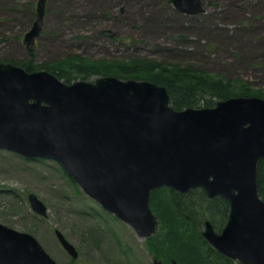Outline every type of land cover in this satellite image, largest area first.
I'll return each mask as SVG.
<instances>
[{
	"label": "water",
	"instance_id": "water-1",
	"mask_svg": "<svg viewBox=\"0 0 264 264\" xmlns=\"http://www.w3.org/2000/svg\"><path fill=\"white\" fill-rule=\"evenodd\" d=\"M187 15L205 11L202 0H171ZM47 0L24 36L36 46ZM0 150L60 164L82 190L142 239L158 232L151 195L202 189L230 207L226 225L211 221L203 237L240 264H264V201L258 164L264 159V98L233 97L213 108L176 110L165 87L105 76L64 83L48 71L28 72L0 62ZM32 209L46 205L29 195ZM56 236L74 259L75 246ZM0 264H58L38 240L0 224ZM153 264H166L154 258ZM170 264H180L172 258Z\"/></svg>",
	"mask_w": 264,
	"mask_h": 264
},
{
	"label": "rangeland",
	"instance_id": "rangeland-1",
	"mask_svg": "<svg viewBox=\"0 0 264 264\" xmlns=\"http://www.w3.org/2000/svg\"><path fill=\"white\" fill-rule=\"evenodd\" d=\"M202 2L203 13L187 15L171 0H47L43 30L32 48L35 61L65 66L85 59L114 66L139 58L194 66L242 84L255 96L263 93L264 0ZM37 3L0 0L1 61L27 57L23 40L36 20ZM30 194L46 205V216L32 209ZM0 224L34 236L58 264H153L155 258L147 239L106 212L60 164L5 150ZM57 231L78 258L63 248Z\"/></svg>",
	"mask_w": 264,
	"mask_h": 264
},
{
	"label": "trees",
	"instance_id": "trees-1",
	"mask_svg": "<svg viewBox=\"0 0 264 264\" xmlns=\"http://www.w3.org/2000/svg\"><path fill=\"white\" fill-rule=\"evenodd\" d=\"M26 50L28 55L25 59L8 62L28 72L48 71L67 84L110 75L122 80L149 81L167 89L171 105L176 110L213 108L218 102L233 97L255 96L242 84L235 85L230 79L216 78L194 66L183 67L139 58L114 66L85 59H72V62L64 63L65 66H53L48 62L35 61L34 49ZM0 62L8 63L1 59ZM258 96L264 98V92ZM258 189L264 201V159L258 164ZM151 207L159 218L157 234L147 239L148 248L155 258L164 260L166 264H170L172 258L180 264H240L219 253L202 235L208 220L217 231L226 225L230 207L224 199H210L202 189L181 194L161 188L152 193Z\"/></svg>",
	"mask_w": 264,
	"mask_h": 264
}]
</instances>
